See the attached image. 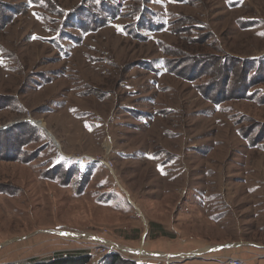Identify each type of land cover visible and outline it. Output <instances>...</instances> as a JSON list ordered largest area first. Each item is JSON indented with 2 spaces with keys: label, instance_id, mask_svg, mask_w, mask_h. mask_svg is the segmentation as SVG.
<instances>
[{
  "label": "rangeland",
  "instance_id": "1",
  "mask_svg": "<svg viewBox=\"0 0 264 264\" xmlns=\"http://www.w3.org/2000/svg\"><path fill=\"white\" fill-rule=\"evenodd\" d=\"M103 1L0 0V264L252 263L264 0Z\"/></svg>",
  "mask_w": 264,
  "mask_h": 264
},
{
  "label": "trees",
  "instance_id": "2",
  "mask_svg": "<svg viewBox=\"0 0 264 264\" xmlns=\"http://www.w3.org/2000/svg\"><path fill=\"white\" fill-rule=\"evenodd\" d=\"M100 1H103V0H100ZM29 2L32 4H35V0H29ZM103 3H108V2L103 1L100 4H103ZM104 5H107V4H104ZM94 6L97 7V5H94ZM108 7H109V5L106 6V11L109 10L110 7L109 8ZM89 16L90 15L87 11H82V13L79 15V17L76 15L73 17L72 20L74 22H78L79 24H82L83 22L85 23V20L90 18ZM101 18L102 17H100L99 20L95 21L96 24L91 23V22L86 23V25H87L86 28L91 30V31L93 29H97L98 22L104 21V19H101ZM54 39H56V38H54ZM156 226L157 225L152 224L151 229H153ZM158 227H160V226H158ZM162 236L166 237L167 235H165V233H163ZM118 259L119 258L117 256L106 257V259H103L102 263H104L105 261H110V264H115V262H117ZM90 261H91V256L84 253V251H79V252L74 251V252H70V253H56L52 258H49L47 260L31 259L28 262L23 263V264H88Z\"/></svg>",
  "mask_w": 264,
  "mask_h": 264
},
{
  "label": "crops",
  "instance_id": "3",
  "mask_svg": "<svg viewBox=\"0 0 264 264\" xmlns=\"http://www.w3.org/2000/svg\"><path fill=\"white\" fill-rule=\"evenodd\" d=\"M251 243H248L247 245H250ZM238 245V243L236 241H232V242H229V243H226V244H221V245H215L214 247L210 248V250H207V249H204L202 251H199L200 254H202L203 256H206L209 255L208 257L210 259L208 260H213V261H216V262H222L223 261L225 262L226 258H228V255L226 253L225 248L227 247H230V246H236ZM251 245H256V244H251ZM256 249H259V250H262L264 251V246H260V245H256L255 246ZM199 253H194L193 255L195 254H199ZM140 255H142V253H140ZM206 257H203L204 259L203 260H207ZM256 259L254 261H252V263H250V261H245V262H248V264H264V255H258L255 257ZM242 260V259H240ZM221 263V264H222Z\"/></svg>",
  "mask_w": 264,
  "mask_h": 264
},
{
  "label": "built area",
  "instance_id": "4",
  "mask_svg": "<svg viewBox=\"0 0 264 264\" xmlns=\"http://www.w3.org/2000/svg\"><path fill=\"white\" fill-rule=\"evenodd\" d=\"M99 162L103 163V165L106 166V164L104 162H102L100 160H99ZM225 264H243V262L240 259H229V260L225 261Z\"/></svg>",
  "mask_w": 264,
  "mask_h": 264
},
{
  "label": "water",
  "instance_id": "5",
  "mask_svg": "<svg viewBox=\"0 0 264 264\" xmlns=\"http://www.w3.org/2000/svg\"><path fill=\"white\" fill-rule=\"evenodd\" d=\"M4 128H2V129H0V130H3ZM49 137H51V136H49ZM51 139H52V137H51ZM134 253H135V255H140V251H134ZM192 257H194V256H192Z\"/></svg>",
  "mask_w": 264,
  "mask_h": 264
},
{
  "label": "bare ground",
  "instance_id": "6",
  "mask_svg": "<svg viewBox=\"0 0 264 264\" xmlns=\"http://www.w3.org/2000/svg\"><path fill=\"white\" fill-rule=\"evenodd\" d=\"M26 64V63H25ZM39 125V124H38ZM48 136H50V135H48Z\"/></svg>",
  "mask_w": 264,
  "mask_h": 264
}]
</instances>
